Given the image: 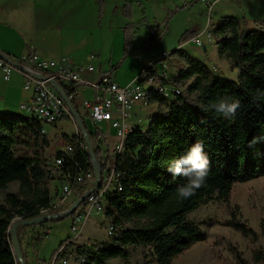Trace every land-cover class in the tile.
Returning a JSON list of instances; mask_svg holds the SVG:
<instances>
[{"label":"trees","instance_id":"obj_1","mask_svg":"<svg viewBox=\"0 0 264 264\" xmlns=\"http://www.w3.org/2000/svg\"><path fill=\"white\" fill-rule=\"evenodd\" d=\"M129 7L127 3L128 17L132 16ZM233 22L225 20L226 26L220 24L215 31L220 54L238 69L239 79L220 77L214 73V66L209 67L183 49L174 51L186 63L175 82H190L173 99L155 95L154 101L166 106V112L155 114L146 127L138 125L130 132L126 149L116 161L121 189L107 195L105 216L114 227V237L112 242L89 247L76 245L86 257L81 264L126 259L130 247L140 245L148 249L144 257L151 256L144 264H173L185 250L206 239L202 224L188 220L190 212L213 198L229 203L237 183L264 175V45L252 40L264 33L244 30L239 39L233 40L225 31ZM134 30L133 23L125 27L124 57L112 66V71L118 70L130 54L145 51L160 39L153 33L150 42L136 51ZM195 34L187 31L183 40L189 41ZM222 98L239 101L234 117L226 119L213 111L212 105ZM42 126L32 116L0 113V190L19 182L18 192H7L0 199V264H18L11 237L14 217H38L40 210L49 206V186L55 169L45 157L49 139L42 133ZM197 140L203 141L209 157V175L195 195L182 199L177 187L186 181L174 178L166 170L167 165ZM90 159L87 150L65 155L59 178L67 171L75 173L79 168L92 167ZM227 224L244 235L258 236L234 209ZM237 256L241 264H249L240 253ZM254 260L264 261V249L254 253Z\"/></svg>","mask_w":264,"mask_h":264},{"label":"rangeland","instance_id":"obj_2","mask_svg":"<svg viewBox=\"0 0 264 264\" xmlns=\"http://www.w3.org/2000/svg\"><path fill=\"white\" fill-rule=\"evenodd\" d=\"M127 3H130L129 8L132 10V16L129 17L125 12ZM209 3H213L211 10L208 9L207 2L202 0H0V12L8 20L20 21L22 28L18 30L22 35H26L25 31L32 27V41L36 43L37 52L45 57L76 60L77 65L83 68L93 65L94 73L87 70L81 73L87 79H91L93 74L100 73L103 69L106 71H101L102 74L111 72L113 78L116 75V80L126 85L146 64V53L150 58H158L163 51H167L171 54L165 59L167 67L163 70L167 72L168 79L184 92L190 80L183 83L175 82L180 69L185 66L184 59L181 60L180 55L174 53L176 49L185 50L193 58L205 62L211 68L214 66L216 75L238 80V69L233 67L227 57L220 54L217 44L219 35L215 31L218 24L215 22L220 19L227 22L236 21L237 25L233 22L229 35L233 40L239 39L238 25L242 29H247L250 34L264 33V0H208ZM4 21L1 19L0 23L8 25L1 26L10 28L9 22ZM208 21L212 25L211 39L207 35L208 31L204 33L201 31ZM129 23L135 25L134 50L140 51V48L149 43L153 33L160 36V39L149 44L142 53H138L142 60L137 54H130L118 70L112 71V66L123 60L124 31ZM1 26L0 43L8 44L15 51L19 50L20 41L12 38L11 43V38L8 40L9 37L3 35L6 31ZM188 30L196 32L195 36L201 34L200 38L204 45L195 43L193 41L195 36L190 41L183 40L184 33ZM252 40L264 45V35L254 37ZM6 52L15 54L14 51ZM91 55H96L97 59L92 60ZM82 99L80 97V100ZM166 110V106L151 105L135 113V118L143 119L141 126L146 127L149 124V116L163 114ZM80 111L82 112L81 108ZM21 113L32 116L30 113L22 111ZM83 117L86 118L84 115ZM86 122L89 129L96 128L90 117L86 118ZM102 125L104 131H111L107 123ZM46 128L50 135L75 131L74 124L68 120L58 123L57 126L47 125ZM50 138L55 140L56 137ZM115 142L116 139L110 136L106 140L109 153L112 152ZM93 143L96 145L97 139ZM45 157L48 164L52 165V154L47 147ZM58 176L55 169L49 186L52 195L61 187ZM87 187L91 185H84L80 190ZM18 191L19 182H12L7 190H0V199L3 200L7 192ZM232 209L237 211L239 219L257 232L256 238L244 235L227 224ZM21 219L19 216L14 217L15 221ZM188 220L202 224L206 239L185 250L174 259L173 264H241L238 253L249 264H264V261L254 260V253L264 249V175L237 183L231 192L229 203L218 198L208 200L190 212ZM73 221L74 214L71 213L59 220H49L27 227L20 226L17 234L23 260H18V264H28L26 251L22 246L24 239L30 241L29 252L34 262L49 264L56 251L75 233L71 229ZM47 227H51V230L45 235L44 230ZM80 227L81 232L74 243L77 246L89 247L95 243L112 242L114 237L109 233V222L105 214H93L88 222ZM145 253H148L147 247L133 246L130 247L128 258L112 259L107 264H144L151 259V256L145 258Z\"/></svg>","mask_w":264,"mask_h":264},{"label":"built area","instance_id":"obj_3","mask_svg":"<svg viewBox=\"0 0 264 264\" xmlns=\"http://www.w3.org/2000/svg\"><path fill=\"white\" fill-rule=\"evenodd\" d=\"M202 1L207 2L206 5L211 10L213 3L208 4V0ZM211 29L212 25L208 23L204 32L208 31L209 39L212 37ZM200 37L201 34L196 35L193 41L202 46L204 44ZM170 54L163 51L158 58L149 56L142 71L126 85L117 83L111 72L102 74L98 80L87 79L81 73L83 70L93 71V65L83 68L70 60L44 58L36 51L12 57L13 62L0 56V72L3 73L5 81L10 80L15 70H19L24 76L23 88L31 93V99L29 102L22 103L20 110L30 113L42 123V133L49 139L47 150L51 151L53 159L50 167L56 169L60 176L59 170L65 163V155L70 156L83 150L90 153L86 135L65 99L55 87V84H58L83 119L102 173L100 186L84 202H81L73 213L74 221L71 229L75 233L56 251L49 264H81L85 261L86 257L78 251L74 243L81 232L82 227L80 226L86 224L93 214H105L107 195L116 189H121V174L116 170V161L126 149L130 132L143 122V119L135 118V109L140 108L139 111H141L151 105L158 106L159 104L154 101L155 95L173 98L182 92V89L168 79L167 72L163 70L167 67L165 59ZM91 57L95 58V55ZM139 59L142 60L141 55ZM85 89L95 92L93 99H88L83 95ZM80 97L83 99L80 100ZM83 115L91 118L95 129H89ZM153 117L154 115L149 116V122L153 120ZM66 120L74 124L73 133L49 134L47 125L57 126L58 123ZM103 123L108 124L111 130L110 135L116 139L111 153L107 149L108 135L103 129ZM54 136L55 140L50 138ZM95 139H97L96 145L93 143ZM90 160L92 163V158ZM67 172L61 178L57 177L61 182V187L57 186L58 189L54 195L50 194L49 206L42 208L40 215L69 211L80 197L97 184L93 163L92 167L79 168L75 173ZM87 184L91 187L80 190ZM50 230L51 227H47L44 230L45 235ZM108 230L110 234L114 231L110 223Z\"/></svg>","mask_w":264,"mask_h":264},{"label":"crops","instance_id":"obj_4","mask_svg":"<svg viewBox=\"0 0 264 264\" xmlns=\"http://www.w3.org/2000/svg\"><path fill=\"white\" fill-rule=\"evenodd\" d=\"M230 16H228V17H230ZM1 19L3 21L4 20L5 21H8L9 22V26H11L10 27L11 29L9 27H2L1 25H5L6 26L8 24L7 23H4L5 21L3 22L4 24L0 23V26L2 28H4V30L6 31V33H4L3 35H7L9 37L8 40L11 38L10 39V42L11 43L13 42L12 41L13 40L12 38H14V40L15 39H18L20 41V48H18L19 50H17V51H15L14 48H11L8 44L0 43V47H1L0 50L1 51H3L6 54H8L11 58L12 57H19V56L25 55L27 53H30L32 51H36L37 52V48L35 47L36 43H34L32 41V27L30 29L25 28V30L27 29L25 31L26 32L25 33L26 35H24V34L22 35L20 33V31L18 30V29H21L22 28V24L20 23L19 20H8L7 17H5V16L3 17L2 14H1V12H0V20ZM246 20H249V19H246ZM224 21H225V19H220L219 21H217L215 23H217L218 26H219L220 24L223 25ZM250 21L252 22L253 20H250ZM208 23H209V21L207 22V24ZM207 24L205 25L204 29L201 30L202 32L205 31ZM12 25H14L15 27L12 26ZM223 26H226V25H223ZM226 28H227V30L225 29V31H227L229 33V35H230L231 34L232 27L231 28L226 27ZM193 30L196 31V29H193ZM244 30H247V29H244V28L242 29L238 25V31H239L240 34ZM6 51H10V52L14 51L15 54L14 55H11V53L6 52ZM142 52H140V53H142ZM137 53H139V52H137ZM40 55L42 57H44V58L56 59V58L45 57L42 54H40ZM148 57H149V54L146 53V58L148 59ZM94 59H97V56L96 55H95V58H92V60H94ZM56 60H58V59H56ZM181 60H183V59H181ZM70 61H73L75 64H77L76 60H70ZM184 65H186V63H184ZM101 71H106V70L101 69L100 70V73L93 74V76H91L92 78L90 80H98L102 76V72ZM91 72H93V73L95 72V67H94V70L91 71ZM114 76H115L114 80L117 83L121 84L119 81L116 80V75H114ZM23 84H24V76H23V74L19 70L13 71V73H12L11 78H10L9 81H5L4 80L3 73L0 72V113H19V114L21 113V111H20V105L22 103L29 102L30 99H31V93L30 92H26L24 90ZM121 85H123V84H121ZM83 95H86L85 97L88 98V99H93L94 96H95V92L92 91V90H90V89H85L83 91ZM139 110H140V108H136L135 109V113H137V112L139 113L140 112ZM134 115H136V114H134ZM106 134L108 135V138L107 139H109V136L112 139H115L114 136H111L110 135L111 134V131L110 132H107ZM30 228H32V227H30ZM26 230L28 231V229H26ZM29 245H30V241L29 240L27 241L26 239H24V241L22 243V246H23V248L26 251V261L28 262V264H38V263L34 262L33 257H31V254L29 252V248H30ZM43 264H45V262Z\"/></svg>","mask_w":264,"mask_h":264},{"label":"clouds","instance_id":"obj_5","mask_svg":"<svg viewBox=\"0 0 264 264\" xmlns=\"http://www.w3.org/2000/svg\"><path fill=\"white\" fill-rule=\"evenodd\" d=\"M239 101L222 98L212 105L215 113L223 118L235 116ZM174 178H181L185 183L179 184L177 191L180 198L187 199L195 195L196 191L206 184L210 171V160L204 150V143L197 140L187 152L174 158L166 169Z\"/></svg>","mask_w":264,"mask_h":264},{"label":"water","instance_id":"obj_6","mask_svg":"<svg viewBox=\"0 0 264 264\" xmlns=\"http://www.w3.org/2000/svg\"><path fill=\"white\" fill-rule=\"evenodd\" d=\"M0 56L2 58H5L6 60L13 62L12 58L6 54L5 52L0 50ZM55 87L57 88V90L60 92V94L63 96V98L65 99L66 103L68 104V106L70 107L76 121L78 122L79 126L81 127L82 131L84 132V134L86 135V139L87 142L89 144V151H90V155L92 158V163H93V168L95 170V175H96V179H97V184L96 186L92 187L91 189H89L82 197H80L74 204L73 206L69 209V211L65 212V213H57V214H50V215H39L38 217H34V218H30V219H21V220H17L15 221L14 219L12 220V227H11V237H12V241H13V249H14V253L17 257L18 260H23V254H22V250H21V246H20V241H19V237L17 234V229L20 226H32L33 224H38V223H43L49 220H56L59 218H63L71 213H74L76 208L78 207V205L81 202H84L86 200V198L93 193L99 186H100V179H101V169L100 166L98 164V159L96 157V154L94 152V148L92 145V142L90 140L89 134L87 132V128L83 122V119L81 118L79 112L76 110V108L74 107V105L71 103V101L68 99L67 95L64 93V91L61 89V87L58 84H55Z\"/></svg>","mask_w":264,"mask_h":264}]
</instances>
